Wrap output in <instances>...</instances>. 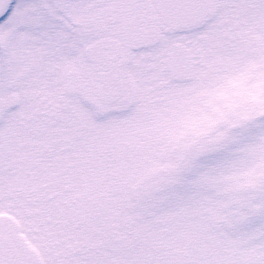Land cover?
<instances>
[{"label":"snow or ice","instance_id":"obj_1","mask_svg":"<svg viewBox=\"0 0 264 264\" xmlns=\"http://www.w3.org/2000/svg\"><path fill=\"white\" fill-rule=\"evenodd\" d=\"M212 0H155L152 5H124L117 0L85 4L83 0H0V44L12 47L21 35L35 37L59 57L61 97L81 120L104 123L143 110L155 93L156 73L206 30V21L188 15L193 7L207 11ZM154 9L169 16L171 31L154 45H140L150 55L131 54V45L116 49L101 39L99 19L106 8ZM254 63L205 94L194 135L168 139L172 169L145 193L147 216L170 213L175 227L152 234L147 243L123 242L115 249L85 248L66 255L61 264H264V165L257 174L245 171L264 160V38ZM151 72V75L149 74ZM85 209L73 201L61 217L74 225ZM0 229V264L10 256L7 222ZM69 244L77 237L65 235Z\"/></svg>","mask_w":264,"mask_h":264},{"label":"rangeland","instance_id":"obj_2","mask_svg":"<svg viewBox=\"0 0 264 264\" xmlns=\"http://www.w3.org/2000/svg\"><path fill=\"white\" fill-rule=\"evenodd\" d=\"M83 2L102 4L105 0ZM244 10L250 16V10ZM98 15L102 14L95 15L100 20L99 31L109 43L131 45V54L136 56L150 55L133 49L147 40L133 36L139 26L123 28L120 8H110L105 20ZM256 28L264 30V26L263 30ZM214 32L212 25L208 42L213 49ZM225 55L222 72L240 68L246 56L243 50L237 60L228 52ZM214 59L208 57L204 71L196 70L197 75H210L205 81L209 85L220 81ZM173 61L156 73L155 93L143 110L96 123L80 119L85 109L73 111L65 105L61 97L70 94L63 87L61 61L52 48L28 35L19 36L12 47L0 44V221L7 222L14 264H61L66 255L85 248L115 249L125 241L147 243L152 234L172 231L171 214L149 217L142 201L172 169L171 152L164 143L182 140L197 130L198 122L189 119L190 111L176 113L173 105L182 99V91L198 81L173 84ZM193 62L198 64V58ZM153 105L158 109L152 110ZM193 110L199 111L198 103ZM151 112L156 113L152 116ZM262 165L264 160L257 159L244 176L257 174ZM73 201L86 211L69 226L61 217ZM69 232L77 237L75 244L65 240Z\"/></svg>","mask_w":264,"mask_h":264},{"label":"flooded vegetation","instance_id":"obj_3","mask_svg":"<svg viewBox=\"0 0 264 264\" xmlns=\"http://www.w3.org/2000/svg\"><path fill=\"white\" fill-rule=\"evenodd\" d=\"M120 3L124 5H152L155 0H130L128 2ZM213 7L209 9V12L206 13L200 21H206L208 25V30L206 28L205 32H212V25L214 28V33H212V38L216 41V48L213 49L210 45L209 34L208 32L202 35L199 34L196 38L191 40V45L188 43H179L177 53L172 57L174 60L172 63L174 74L171 78L173 79V84L179 86L180 81H198V84L192 89L187 91H182V99L175 100L176 104L173 105V109H177L176 113H182L183 115L187 112H195L193 107L195 104H199V110L201 109V101L205 94L215 88L222 81L229 79L232 76L241 74L243 71L248 69L253 63V57L258 51V45L262 38H264V0H212ZM109 9L106 8L103 10H96L90 14L89 19H96V14H102V20L107 19L109 14ZM250 10V16L245 15V10ZM258 11H260L258 13ZM106 12L108 14L106 15ZM120 12H124V23L123 28L129 26H139L138 30L133 32L137 38H146L148 45H154L155 42L160 38V33L165 31H171L172 27H169L162 19L160 14L152 10H147L143 8H120ZM258 19L257 23L254 25H249L251 22ZM209 20H213L210 23ZM210 25H209V24ZM141 26V27H140ZM261 27L262 32L259 30L255 31L254 28ZM257 29V28H256ZM101 39L105 40L106 43H109L108 40L104 37ZM200 40V41H199ZM208 42V43H207ZM207 43V44H206ZM112 44L116 49L124 48V46H118ZM144 45V44H143ZM183 47H182V46ZM248 46V49H247ZM205 47V50H204ZM182 48V50H181ZM241 48V49H240ZM135 51L142 49L140 45L134 46ZM143 50V49H142ZM240 50L244 51L243 62L240 65V68H226L224 69V63L228 55H231L233 59L237 60ZM141 51V53H143ZM133 55V54H132ZM215 56V65L216 72L215 75L220 76V81L215 82L213 85H209L206 80L210 79L209 74L200 75L197 73L199 71H204L208 66V57L210 59ZM198 58V64L193 62V58ZM224 59V60H223ZM191 70V72H186ZM196 70L198 71L196 73ZM167 93V88H166ZM179 92V91H178ZM166 93L163 96L166 98ZM163 98V99H164ZM167 100V99H166ZM41 101H45V98H42ZM162 102L161 100L159 103ZM168 102V101H167ZM188 102V105L186 103ZM158 103V105H159ZM156 105H153L151 108H155ZM158 109V106L156 107ZM157 112V111H156ZM155 112V113H156ZM173 112V111H172ZM171 112V113H172ZM155 113L151 112L153 116ZM194 129H196L194 127ZM58 243L55 242V245ZM58 258V254H55Z\"/></svg>","mask_w":264,"mask_h":264},{"label":"water","instance_id":"obj_4","mask_svg":"<svg viewBox=\"0 0 264 264\" xmlns=\"http://www.w3.org/2000/svg\"><path fill=\"white\" fill-rule=\"evenodd\" d=\"M197 2V0H194V3ZM2 10V9H0ZM206 13V11H203L201 9L195 8L193 7L192 9L189 10L188 15H190L193 18H196L197 20L201 19L202 15ZM161 17L163 18V20L168 23L169 26H173L172 24V20L169 16L160 13Z\"/></svg>","mask_w":264,"mask_h":264}]
</instances>
